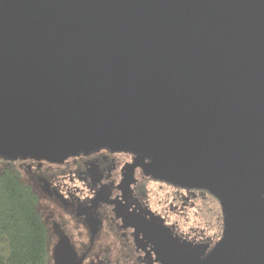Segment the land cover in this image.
I'll list each match as a JSON object with an SVG mask.
<instances>
[{
  "label": "water",
  "instance_id": "water-1",
  "mask_svg": "<svg viewBox=\"0 0 264 264\" xmlns=\"http://www.w3.org/2000/svg\"><path fill=\"white\" fill-rule=\"evenodd\" d=\"M101 147L220 202L181 264H264V0H0V159Z\"/></svg>",
  "mask_w": 264,
  "mask_h": 264
},
{
  "label": "flooded vegetation",
  "instance_id": "flooded-vegetation-1",
  "mask_svg": "<svg viewBox=\"0 0 264 264\" xmlns=\"http://www.w3.org/2000/svg\"><path fill=\"white\" fill-rule=\"evenodd\" d=\"M155 155L101 147L60 162H13L38 193L51 233L52 264L63 244L77 264H181L204 259L224 216L208 191L150 173Z\"/></svg>",
  "mask_w": 264,
  "mask_h": 264
},
{
  "label": "trees",
  "instance_id": "trees-1",
  "mask_svg": "<svg viewBox=\"0 0 264 264\" xmlns=\"http://www.w3.org/2000/svg\"><path fill=\"white\" fill-rule=\"evenodd\" d=\"M51 233L38 193L0 159V264H52Z\"/></svg>",
  "mask_w": 264,
  "mask_h": 264
}]
</instances>
